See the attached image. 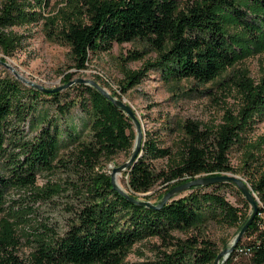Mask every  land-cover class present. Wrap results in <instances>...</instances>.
<instances>
[{"label": "trees", "instance_id": "trees-1", "mask_svg": "<svg viewBox=\"0 0 264 264\" xmlns=\"http://www.w3.org/2000/svg\"><path fill=\"white\" fill-rule=\"evenodd\" d=\"M0 1V48L6 55L20 44L12 27L41 17L50 40L69 46L77 71L88 67L91 54L107 52L114 43L143 41L147 48L130 50L124 58L144 61L138 69L125 68L123 91L151 70L168 82L207 83L244 57L264 52V0H194L186 7L178 0H64L51 17L41 11L47 0ZM150 52L155 55L146 59ZM1 71L0 264H214L219 250L208 227L216 222L240 230L251 216L246 199L236 206L220 192L233 186L243 195L233 182L194 186L161 208L131 202L114 188L108 165L121 153L131 156L137 135L133 119L90 84L46 92ZM71 80L67 72L62 83ZM233 84L242 97L237 110L228 109L210 126L187 119L173 156L170 147L144 132L141 154L125 172L131 195L197 175L238 173L230 158L235 147L246 148V168L255 162L247 138L264 117V75L256 82L245 68ZM25 121L35 132L30 137L13 127ZM166 156L172 163L156 171L152 161ZM42 174L46 181L39 184ZM247 182L263 206L222 264H237L240 255L264 264V170ZM13 191L22 193L21 203L10 201ZM38 202L62 208L65 223L30 227ZM152 237L164 246L157 259L126 262L136 243ZM22 239L32 246L26 257L20 253Z\"/></svg>", "mask_w": 264, "mask_h": 264}, {"label": "rangeland", "instance_id": "rangeland-1", "mask_svg": "<svg viewBox=\"0 0 264 264\" xmlns=\"http://www.w3.org/2000/svg\"><path fill=\"white\" fill-rule=\"evenodd\" d=\"M178 1L182 7H186L194 0ZM47 2L48 4L41 8L45 17L55 16L58 10L65 5L64 0H47ZM46 27L45 18L43 17L37 21L12 27L14 32L20 36V44L11 55H6L0 48V60L3 58L2 61L7 64L0 63L3 70L1 73L15 77L19 75L22 79L46 87L63 84L62 78L67 72H72L73 78L94 79L108 91L114 90L121 94L122 99L129 103L136 112L143 131L156 137L161 147H170L172 156L181 142L183 137L182 124L187 119L200 121L203 125L210 126L220 123L228 109L237 110L241 105V93L233 84L235 75H238L240 70L248 69L249 76L255 79L256 82H259L264 75V52H261L244 57L237 64L223 72L219 78L207 83H200L194 79L168 82L158 71L151 70L139 85L123 91L121 87L124 83L125 68L138 69L144 61V59H139L125 63L124 58L130 50L147 48L143 41L114 43L111 50L107 52L91 54L88 67L77 71L76 68L71 67L69 46L50 40ZM154 55L155 53L150 52L145 58ZM14 126L22 129V135L30 137L35 133L30 130L28 121L15 123ZM247 142L250 143L247 149L257 154V159H255V162L253 160L254 163L252 162V168H250L252 163L247 164V168L244 164L246 159L245 147H235L230 154L232 165L238 172L235 174L243 177L246 181L247 179L254 180L260 171L264 170V117L258 120L255 128L248 133ZM127 159V155L121 153L116 156L113 163L108 165V169L111 172L114 167L120 166ZM171 163L172 158L169 156L152 161L153 168L156 171L167 170ZM248 168L252 170V173L248 172ZM126 171L123 170L119 173L117 179L120 186L128 190L129 179L125 175ZM199 176H205V174L197 175V177ZM45 181L46 176L39 175L38 183L43 184ZM173 182L159 184L153 190L141 193L139 197L145 198L144 195H149V200L155 202L160 192H165L175 186V184H172ZM220 189V192L225 195L230 203L240 207L243 206L242 198L245 199V197L235 187L226 186ZM188 192L190 191L183 194ZM21 194V192L13 191L9 193L8 197L11 198L12 203L16 200L20 202ZM255 196L259 200L256 194ZM32 206L34 210L36 209V214H34V219L29 222L30 227L44 221L55 227L65 223V212L57 205L38 202ZM259 206H263L260 200ZM251 211L252 207L250 206L249 212ZM262 216L264 218V213H262ZM238 232L239 227L237 226L231 227L214 222L208 227L206 234L215 242L220 252L234 242ZM181 235L184 236V234ZM25 242L26 240L22 239L20 249V253L24 257L28 256L32 247ZM163 249L164 246H162L158 237L145 239L132 247L131 252L126 257V262L140 263L155 260L160 250ZM231 253L232 251L229 255ZM237 264H251V260L246 255H240Z\"/></svg>", "mask_w": 264, "mask_h": 264}, {"label": "water", "instance_id": "water-1", "mask_svg": "<svg viewBox=\"0 0 264 264\" xmlns=\"http://www.w3.org/2000/svg\"><path fill=\"white\" fill-rule=\"evenodd\" d=\"M0 62L4 65H7L2 60H0ZM17 78H20L19 75H17ZM22 80L25 83L31 86H34L36 88H40L46 92L58 91V90L64 89L76 83L90 84L94 86L95 88H97L101 93H103L111 101H113L117 106H119L122 110H124L127 113V115H129L133 119L136 132H137L133 152L131 156L123 164H121L120 166L114 167L111 171V178H112V183L114 185V188L118 190L122 195L127 197L131 202L137 203L139 205L148 206V207L161 208L165 204H167L169 201L175 199L176 197L190 190L194 186H207V185H210L212 183H217V182H233L234 184H236L237 187L243 193L245 199L249 202L250 206L252 207L253 212L251 216L249 217V219L247 220V222L239 230L234 242L229 247L225 248L224 250L218 253L214 261V264H222L224 262V260L228 257L229 253L233 251L238 241L243 237L245 231L252 223L254 216L258 213V208H259L258 200L255 196V193L252 191V187L243 177L238 176L235 173H228V172L220 173L214 176H207V175L199 176V177L196 176L188 181L182 182L181 184H177L171 187L169 190L165 192L163 197L158 202H153L149 199L133 196L129 193L127 189L120 186V184L118 183V179H117V175L121 173L123 170H127L131 166H133L134 162L138 159L139 155L141 154V147H142V140L144 137V131L142 129L141 122L138 116L136 115V112L134 111L133 107L129 103H127L124 99L114 96L102 84H100L94 79H87V78H82V77L73 78V80L67 83L61 84L59 86H55V87H46L42 84H39L33 81H28L26 79H22Z\"/></svg>", "mask_w": 264, "mask_h": 264}]
</instances>
